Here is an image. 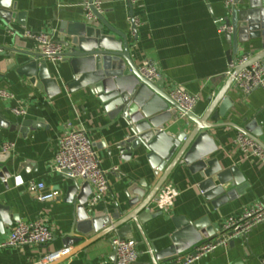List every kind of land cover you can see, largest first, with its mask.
Segmentation results:
<instances>
[{
	"label": "crops",
	"instance_id": "0c3cea01",
	"mask_svg": "<svg viewBox=\"0 0 264 264\" xmlns=\"http://www.w3.org/2000/svg\"><path fill=\"white\" fill-rule=\"evenodd\" d=\"M17 12H24V24L12 20L9 26L0 28V46H16L21 50L38 52L35 40L25 36L26 31L48 33L54 40L61 36L62 22L86 19L81 0H13ZM226 0H136L133 5L137 21L136 37L131 32L130 7L127 0H102L105 19L117 29L127 33L130 55L133 62L142 67L155 64L160 79L168 89L179 84L186 91L199 97L194 112L202 115L210 107L221 90L229 83L231 48L225 33L219 31L220 21H225L229 10ZM263 49L260 39L249 40L240 45V56L252 57ZM60 81L71 78L69 67L63 60L49 63ZM0 56V89L11 93L12 98L0 96V110L10 126L0 128V150L4 143H13L10 150L13 158L12 176L0 179V203L19 215L22 221L44 220L54 238L43 245L2 246L8 239L14 223L0 226V264H39L48 253L64 247L75 252L85 238L68 242L66 234L73 228L76 197L69 202L67 187L71 180L53 168L58 150V140L68 131L84 129L94 145L102 168L106 171L110 186L106 198L85 207L94 215L106 213L112 225L123 221L137 208L128 205L124 192L129 181H146L153 189L159 177L145 159L133 156L122 159L115 143L123 139L125 131L119 121L111 119L97 99L87 90L70 92L66 87L54 97H49L32 84L27 76L19 75L17 66ZM231 105L221 120H208L219 127L212 130L218 144V156L223 167L236 165L240 168L249 187L237 198L214 209L197 188V179L184 163H178L157 193L172 195L165 211H159L154 199L149 205L156 217L139 228L131 221L132 233L138 250L135 264L150 263V245L158 248L171 243L170 234L175 230L173 218L187 217L192 220L208 216L211 223L220 227L224 220L239 215L252 204H264V161L255 155H246L235 138L245 132L264 147V89H254L244 94L234 87V79L227 94L214 111H220L224 99ZM19 108L23 114L13 111ZM175 132L187 130L191 121L174 117ZM257 125L251 126L253 121ZM24 121H40V126L27 127L22 132ZM12 125V126H11ZM262 133L255 136L257 127ZM162 174V172L160 173ZM15 176L24 180L16 186ZM79 182H84L78 179ZM30 181H43L47 190L59 191V198L38 201L28 188ZM91 197V196H90ZM89 197V199H90ZM88 199V200H89ZM119 207V209H118ZM117 214V218L114 217ZM111 226H104V231ZM96 235V234H95ZM119 231L109 232L90 243L74 255H66L49 264H116V255L111 244ZM189 253V252H187ZM186 253V254H187ZM264 221L246 235L237 237L235 244L219 245L212 252L190 264H264Z\"/></svg>",
	"mask_w": 264,
	"mask_h": 264
},
{
	"label": "water",
	"instance_id": "95a60500",
	"mask_svg": "<svg viewBox=\"0 0 264 264\" xmlns=\"http://www.w3.org/2000/svg\"><path fill=\"white\" fill-rule=\"evenodd\" d=\"M127 2L130 7V30L136 37L133 5L131 0ZM17 9L18 4L13 0H0V28L9 26L13 19L20 25L24 24L25 14L17 12ZM92 11L95 19L65 21L59 29L61 36L56 42L65 48L62 60L67 63L71 76L67 81H60L50 69L51 62L42 58L41 53L21 50L12 45L0 46V56L10 58L11 67L16 65L19 75L27 76L49 97L60 94L64 87L70 92L87 90L101 104L111 123L119 121L123 126L125 135L115 143L121 158L130 160L135 156L140 160L145 159L153 174L159 177L153 189H149L145 179L127 183L124 192L128 205L137 209L123 221L112 225L106 213L94 215L85 207L92 194L91 184L65 175L71 180L65 200L73 202L76 197L73 228L66 234V239L74 242L85 238L80 248L67 257L114 230L119 231L121 238L133 240L130 222L133 221L139 228L156 217L149 205L178 163H184L196 177L198 190L214 209L244 193L249 183L240 168L236 165L223 167L218 156H212L219 148L212 130L219 126L208 120L219 121L225 116L231 105L229 97L224 99L220 111H214V107L223 101L238 71L257 61L264 64V0H235L225 18L226 24L232 27V31L225 34L231 44L229 63L240 56V45L249 40L260 39L263 49L234 69L229 83L212 99L207 111L197 115L180 107L164 87L162 79L153 81L142 74L131 58L127 33L111 25L94 7ZM242 56H247V53ZM181 112L191 121V126L175 132L176 122L173 118ZM41 124L40 121H24L22 132L27 127ZM253 125H257L256 120L252 122ZM7 126L10 123L0 110V128ZM262 131L258 126L255 136ZM12 166L11 152L0 150V179L7 180L12 176ZM114 217L117 218V214ZM19 219V215L11 213L8 206L0 203V226ZM173 223L175 230L169 236V245L159 248L154 243L150 245L149 264H185L184 255L187 252L195 255L194 248L201 242L215 238L220 230L208 216L196 220L177 216L173 218ZM105 225L111 227L102 232ZM236 238L229 243L235 244Z\"/></svg>",
	"mask_w": 264,
	"mask_h": 264
},
{
	"label": "built area",
	"instance_id": "2783aa9c",
	"mask_svg": "<svg viewBox=\"0 0 264 264\" xmlns=\"http://www.w3.org/2000/svg\"><path fill=\"white\" fill-rule=\"evenodd\" d=\"M135 1L131 0L132 4ZM234 2L235 0H226L225 4L229 12ZM80 5L84 8L86 19H95L92 7L101 14L103 12L102 0H81ZM134 21L137 25L135 17ZM219 31L225 34L230 33L232 27L223 20L220 21ZM25 36L36 41L38 52L41 53L42 58L54 64L63 59L65 48L62 44L56 42L50 34L26 31ZM248 59L249 55L234 58L230 63L228 73L232 74L234 69L244 65ZM140 71L153 81L161 77L157 66L152 63L140 67ZM234 87L244 94H249L257 88L264 89V64L261 61H257L241 68L234 77ZM168 90L170 91V96L181 108L186 111L195 110L199 100L197 95L189 93L181 85L175 83L169 85ZM0 96L12 98L11 93L1 89ZM13 111L17 114L24 113L19 108H14ZM179 116L180 118H186L183 112ZM235 141L246 155H255L264 161V147L249 134L239 132ZM12 148L13 143H4L2 145L3 151H10ZM53 168L69 178L82 179L91 184L92 194L88 200L89 206L106 198L109 194L110 186L106 171L102 168L97 151L84 129L68 131L60 136ZM14 183L16 186H21L24 185V180L20 176H15ZM27 186L35 198L41 202L53 200L60 195L59 191L47 190V186L43 181H30ZM171 198L172 195L159 193L154 199V204L159 211H165L171 202ZM263 221L264 204L255 203L245 207L239 215L229 217L223 221L215 238L199 243L194 248L195 255L191 254V252L185 254V264L197 261L219 245H227L232 238L246 235ZM53 238L54 234L44 220H18L12 225L9 237L2 246L43 245L50 242ZM111 244L116 255V264H135L137 262L139 253L134 240L116 236L111 239ZM70 252L71 247L48 252L40 260L39 264L52 263L70 254Z\"/></svg>",
	"mask_w": 264,
	"mask_h": 264
}]
</instances>
